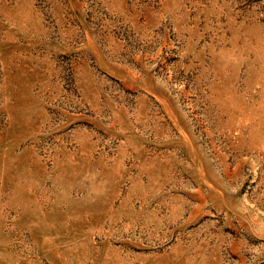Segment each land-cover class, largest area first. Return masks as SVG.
I'll return each mask as SVG.
<instances>
[{"label": "rangeland", "instance_id": "374dc122", "mask_svg": "<svg viewBox=\"0 0 264 264\" xmlns=\"http://www.w3.org/2000/svg\"><path fill=\"white\" fill-rule=\"evenodd\" d=\"M0 264H264V0H0Z\"/></svg>", "mask_w": 264, "mask_h": 264}]
</instances>
